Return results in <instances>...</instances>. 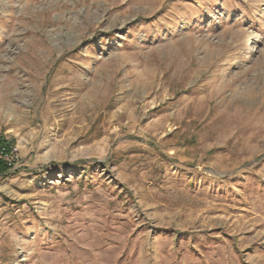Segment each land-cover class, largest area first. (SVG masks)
<instances>
[{
    "label": "rangeland",
    "instance_id": "obj_1",
    "mask_svg": "<svg viewBox=\"0 0 264 264\" xmlns=\"http://www.w3.org/2000/svg\"><path fill=\"white\" fill-rule=\"evenodd\" d=\"M0 264H264V0H0Z\"/></svg>",
    "mask_w": 264,
    "mask_h": 264
},
{
    "label": "trees",
    "instance_id": "obj_2",
    "mask_svg": "<svg viewBox=\"0 0 264 264\" xmlns=\"http://www.w3.org/2000/svg\"><path fill=\"white\" fill-rule=\"evenodd\" d=\"M14 147V139L13 138H5L3 135H0V149H4V151L10 152ZM11 164L7 163L5 160L0 159V176L7 174V172L11 168Z\"/></svg>",
    "mask_w": 264,
    "mask_h": 264
},
{
    "label": "built area",
    "instance_id": "obj_3",
    "mask_svg": "<svg viewBox=\"0 0 264 264\" xmlns=\"http://www.w3.org/2000/svg\"><path fill=\"white\" fill-rule=\"evenodd\" d=\"M13 150L10 152H7V151H4V149H0V159L5 160L7 163L11 164L12 166H13V161H14V151Z\"/></svg>",
    "mask_w": 264,
    "mask_h": 264
}]
</instances>
